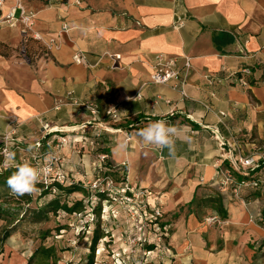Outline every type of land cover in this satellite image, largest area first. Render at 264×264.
I'll use <instances>...</instances> for the list:
<instances>
[{"label": "crops", "instance_id": "obj_1", "mask_svg": "<svg viewBox=\"0 0 264 264\" xmlns=\"http://www.w3.org/2000/svg\"><path fill=\"white\" fill-rule=\"evenodd\" d=\"M18 4L34 14L40 39L23 33L20 22L1 23ZM77 52L87 65L73 61ZM157 56L177 59L186 97L169 83L149 82ZM243 68L248 87L228 79ZM72 99L94 102L100 119L118 107L111 123L118 132H105L100 150L117 166L115 179L151 190L161 203L172 227L163 245L180 264H254L256 243L264 241L255 221L259 193L245 188L234 198L214 181L228 157L264 151V0H2L0 135L11 120L28 143L41 134L38 119L60 130L77 127L88 113ZM158 117L177 129L174 158L137 135ZM62 153L67 169L91 177L87 147ZM211 215L218 221L203 222Z\"/></svg>", "mask_w": 264, "mask_h": 264}, {"label": "built area", "instance_id": "obj_2", "mask_svg": "<svg viewBox=\"0 0 264 264\" xmlns=\"http://www.w3.org/2000/svg\"><path fill=\"white\" fill-rule=\"evenodd\" d=\"M1 3L2 0H0V5ZM16 9L19 11L18 15H15ZM183 20L184 16H176L173 26L175 28L181 27ZM16 22L23 25V33L30 31L33 38L40 39L39 35L32 29L34 14L26 11L20 4L1 21V23L9 26ZM61 27L62 30L68 29L65 23ZM111 56L119 58L118 55ZM72 59L75 63L87 65L85 56L81 52L75 53ZM188 67V59H185L183 68ZM182 70L181 67H178L176 58L157 56L149 82L152 84L169 83L172 89L179 91L182 97H186L182 89L184 84ZM237 73L239 74L238 77L236 76ZM249 74L250 70L243 68L239 72L230 74L228 79L238 86L248 87L249 84L245 77ZM206 78L211 80L210 76H206ZM216 81L220 82L221 79H216ZM137 98H139V94ZM70 105L86 111L88 119L81 122L77 127L68 130L53 128L44 123L43 120L38 119L41 134L31 143L26 142L24 137L18 134L19 123L16 120L9 121L4 132L0 135V173L8 169H15V167L5 165V153L14 152L16 163L29 162L41 170L40 181L36 185L38 193L46 191V196L54 198L61 187L81 186L85 193L82 203L86 210L73 213V216L81 217L83 214H87L90 217L89 221H92L94 218L93 210L100 204L102 219L108 216L118 223L124 222L138 228L136 245L139 249H143L144 245H153V250L160 247L165 252H169L168 248L163 245V240L168 238L169 225L163 224L161 220L164 214L161 203L156 200V196L151 190L130 185L125 178L115 179L113 173L116 172L117 166L110 160L108 153L100 150L99 139L102 138L103 134L105 132H118L111 125V123L119 120L118 107L109 108L105 112L107 119H100L98 106L92 101L72 99ZM54 109L58 110V106H55ZM169 115L171 116L172 112ZM218 116L222 118L225 114L219 111ZM158 120L168 122V119L161 117L155 118L154 121ZM90 128L92 130L88 134ZM215 138L218 139V132L215 133ZM76 144H81L82 148L87 147L91 153L90 178L84 176L79 170L67 169L65 166L62 150L64 148L71 149ZM225 145L226 142L220 141L221 147ZM228 161V166L217 169L215 187L218 190L229 189L234 198H237L240 191L245 188L257 191L261 200V207L255 221L264 231V151L258 157H228ZM121 165L123 166L124 163ZM251 174L256 177H251ZM236 175H240L242 178L238 179ZM244 177L248 178L245 179ZM9 192L12 194L10 189ZM151 199L153 200L151 201ZM217 221V215H211L204 219V222L209 225ZM101 240L99 241L101 242ZM256 244L255 250L261 255L253 260L254 264H264V241ZM153 250H144L143 255H149ZM124 251L122 250V254ZM98 255L99 250L96 247L93 264H107L106 261H103L104 263L97 261L95 258ZM115 255L118 256H114L112 264H116V261L118 264H127L126 259L120 257L118 253ZM133 264L137 263L134 262Z\"/></svg>", "mask_w": 264, "mask_h": 264}, {"label": "rangeland", "instance_id": "obj_3", "mask_svg": "<svg viewBox=\"0 0 264 264\" xmlns=\"http://www.w3.org/2000/svg\"><path fill=\"white\" fill-rule=\"evenodd\" d=\"M81 194L75 193L73 197L84 195L83 192ZM32 196L34 207L28 209L23 219L18 216L21 205L12 201L2 204V208L9 212V217H0V239L6 228L12 229V234L0 243V264H85L94 226L98 227L102 237L101 242L95 246L99 250L98 259H95L99 262L112 264L118 253L126 259L127 264H180L176 252H165L160 247L153 250V245H144L143 249H139L136 245L138 228L134 225L118 223L108 216L105 219L100 216L98 221L94 218L89 221L87 214L79 217L63 213L62 210L48 211L47 205L53 198L38 191ZM70 201V198L58 199L60 204H70ZM29 210H32L30 214ZM161 220L163 224H170L165 221L164 215ZM171 232L172 227L169 225L168 238L163 243H167ZM150 249L153 251L149 255H143L144 250ZM122 250H125L124 254Z\"/></svg>", "mask_w": 264, "mask_h": 264}, {"label": "clouds", "instance_id": "obj_4", "mask_svg": "<svg viewBox=\"0 0 264 264\" xmlns=\"http://www.w3.org/2000/svg\"><path fill=\"white\" fill-rule=\"evenodd\" d=\"M137 135L145 145L154 146L160 150L167 149L169 156L175 157L174 137L177 135V129L166 121L150 122L140 129ZM5 165L16 169L6 181L12 194L23 196L34 194L37 191L36 185L39 183L42 174L38 167L29 162L16 163L15 153L10 151L5 153Z\"/></svg>", "mask_w": 264, "mask_h": 264}, {"label": "trees", "instance_id": "obj_5", "mask_svg": "<svg viewBox=\"0 0 264 264\" xmlns=\"http://www.w3.org/2000/svg\"><path fill=\"white\" fill-rule=\"evenodd\" d=\"M106 152V151H103ZM108 153V152H106ZM16 171V169H8L3 173H0V217L1 216H6L9 217V212L6 211L5 209L2 208V204L6 203L7 201H12V203H16L21 205V210L18 213L19 217L21 219H23L22 217L27 216L26 213L28 212V209H32L34 207L33 204V196L31 195H23V196H16V195H12L9 192V187L6 183L8 177L14 172ZM81 192H83L81 186L79 185H72V186H67V187H61L58 190V193L56 194V196L53 198V200L47 205L49 207L48 211H53L56 212L57 210H62L63 213H80L86 210V208H84L82 200L83 197L85 195V193L83 192V196H75V193H79L81 194ZM42 195L46 196L47 193L46 191H42L41 192ZM82 195V194H81ZM73 197V198H72ZM60 198H70V204L66 203H62L60 204L58 202V199ZM33 204V206H32ZM100 204H98L95 209L93 210V214H94V219L95 221L99 220V216H100ZM215 209L219 212V213H223L221 209H219L217 206L215 207ZM32 211V210H31ZM31 211L29 210V214L31 213ZM25 215V216H24ZM12 234V229H4L3 234L1 236L0 239V243L2 242V240L7 239L10 235ZM102 239V237L100 236V232L98 230V227L93 228L92 230V235L90 238V252L86 258V262L85 264H92L93 263V250L94 248H96V244L99 243V240Z\"/></svg>", "mask_w": 264, "mask_h": 264}, {"label": "bare ground", "instance_id": "obj_6", "mask_svg": "<svg viewBox=\"0 0 264 264\" xmlns=\"http://www.w3.org/2000/svg\"><path fill=\"white\" fill-rule=\"evenodd\" d=\"M4 255V254H3Z\"/></svg>", "mask_w": 264, "mask_h": 264}]
</instances>
